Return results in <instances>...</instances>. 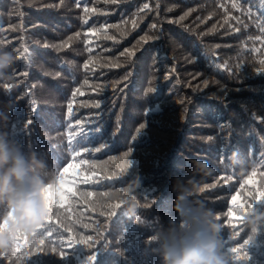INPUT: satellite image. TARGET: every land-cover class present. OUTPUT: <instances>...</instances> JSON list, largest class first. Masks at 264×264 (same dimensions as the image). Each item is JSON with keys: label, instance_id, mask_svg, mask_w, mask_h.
I'll use <instances>...</instances> for the list:
<instances>
[{"label": "trees", "instance_id": "16d2710c", "mask_svg": "<svg viewBox=\"0 0 264 264\" xmlns=\"http://www.w3.org/2000/svg\"><path fill=\"white\" fill-rule=\"evenodd\" d=\"M144 3L153 10L136 16ZM85 7L97 12L89 13L87 25L82 24ZM102 27L107 33L91 31ZM0 41L17 56L21 45L28 49L13 65L14 79L0 81V109L11 105L0 131L26 155L37 152L54 177L73 164L98 179V185L76 186L78 192L96 194L89 201L106 192L111 195L105 202L120 203L109 217L106 210L92 211L74 197L69 218L78 212L83 218L71 235L91 236L96 244L61 248L45 233L27 248L29 238L21 241L26 261L0 251L4 264H89L92 255V264H162L154 251L159 241L150 238L190 227L174 205L197 159L215 172L196 175L200 190L189 199L203 202L219 217L230 264H264V225L250 239L243 213L231 203L240 193L242 202L264 210V200H247L249 192L264 193V0H80L79 7L77 0H0ZM66 41L68 47H59ZM125 49L135 50V56H121ZM234 153L239 157L235 164ZM253 173L255 186L244 185ZM132 181L138 184L130 189ZM117 193L124 194L123 203ZM130 199L137 205L134 216L127 212ZM4 211L0 208V217ZM57 227L51 229V240H67ZM233 248L240 250L239 258Z\"/></svg>", "mask_w": 264, "mask_h": 264}, {"label": "clouds", "instance_id": "9594fccd", "mask_svg": "<svg viewBox=\"0 0 264 264\" xmlns=\"http://www.w3.org/2000/svg\"><path fill=\"white\" fill-rule=\"evenodd\" d=\"M17 60L13 50L0 47V81L14 79L12 69ZM10 111V104L0 109V122L9 120ZM232 160L234 164L238 163V154L234 153ZM193 165V177L186 185H179L174 205L190 227L169 229L151 237V240L159 241V247L154 251L161 256L162 264H230L229 255L223 251L221 232L224 226L216 213L203 202L189 199L200 190L196 175L208 177L215 169L206 160H194ZM56 182L46 161L37 152L26 155L17 141L10 139L6 131H0V208L5 210L0 221L7 219V224L0 227V251H11L18 235L29 238L25 248L37 243L34 234L38 233L50 212L46 190ZM137 184L138 181H132L129 188ZM126 204L128 214L134 216L136 201L130 199ZM239 211L243 213L245 223L251 229L250 239H253L259 226L264 225V210L249 207L247 211Z\"/></svg>", "mask_w": 264, "mask_h": 264}, {"label": "snow or ice", "instance_id": "6c2138e0", "mask_svg": "<svg viewBox=\"0 0 264 264\" xmlns=\"http://www.w3.org/2000/svg\"><path fill=\"white\" fill-rule=\"evenodd\" d=\"M103 2L105 4L108 3H112V4H117L119 3V0H103ZM80 4V0H77V7H79ZM233 8H237L236 4L232 5ZM159 9V5L157 4V12ZM153 9L150 7L149 3H144L142 5V7L138 10L137 13H135L136 16H139L140 13L142 12H150ZM171 10V9H169ZM84 12V18L82 20V24L87 25L88 24V15L89 13H91L92 15H96V9H89L87 7H85L83 9ZM106 14V13H103ZM185 15H188V13H186ZM210 18V17H209ZM181 20L184 19V17L180 18ZM238 20V18H236ZM124 23H128V21H124ZM169 23H172V21H169ZM132 25L133 28H135L137 26V22L135 19L132 20ZM111 27L114 28H119V25H111ZM152 29H155L157 27V25L153 24L150 26ZM15 30V29H13ZM21 30H23V25H21ZM93 33H99V32H104L107 33V27H102L101 29H92L91 30ZM84 35H89V33H85ZM76 36L79 37L80 33H76ZM72 39L71 37H69V40ZM105 39H109V40H114V37L111 36H107L105 35ZM142 42L144 44L148 43V40L146 38H142ZM86 43L91 44V41H86ZM138 43H141L138 41ZM4 44L2 41H0V47H3ZM45 47H47V45H45ZM59 47L64 48V47H68V43L67 41L64 42L63 44H61ZM22 50L19 51V55H18V59L20 57H24L27 53H28V49L26 46L21 45ZM93 49L91 47L88 48V51L91 52ZM135 50H130V49H125L123 52H121V56H135ZM262 63H264V61H262ZM119 65L116 64H112L111 67H118ZM89 64L85 63L84 68H88ZM207 83V82H206ZM8 91H10L11 86H5ZM150 91H154V89H150ZM80 92V89H76L75 93L73 94L74 96ZM94 107L99 108L100 104L96 103L94 105ZM68 108V115L71 116L72 112H73V108L71 104H68L67 106ZM28 123H32L31 120L28 121ZM75 127L77 128H83L82 124L80 122H77V124L75 125ZM83 132V130H81L78 133H75V135H80ZM74 133L70 132L68 134V140L71 142L72 138H73ZM95 151L99 152L100 149L97 148L95 149ZM80 153H75V156H79ZM130 155V151L126 152L124 154V157H128ZM83 164H87V161H81ZM129 166V164H128ZM78 166L77 165H73V164H69L67 167H64L62 171L59 172V174L56 176V180H57V186L55 189V195H56V199L53 200L51 198V189L53 186H49V189L46 190V196H48L50 198V203H49V207H50V212L49 215L45 221L44 224L41 225L40 229L38 230V233L34 234V235H40V236H44L45 233L48 234V239L50 243H59L61 248H64L65 245H67L69 248L72 247L75 244H85L87 245L89 248H91L94 244L97 243L96 240H94L91 236H87V237H76L71 235L72 230H73V225L79 224L81 219L83 218V213L82 212H78L76 213V218L75 219H70L69 218V212L71 211V208L74 206L73 204V198H77L78 200L84 202V204L90 208V210L95 211L96 209H104L107 212V215L109 217L115 216L116 215V210L120 207V203H111V202H105L104 197H108L111 194L109 193H100L99 197L95 200H91L89 201V197L95 196V193L92 192H78L76 186L79 183H83L85 185H98L100 182L98 179H94L92 176L85 174L83 171H76V168ZM72 170V171H70ZM124 173V169L121 168V175ZM67 176V178H66ZM255 177V173H253L252 176H249V178L247 180L244 181V185H253V187L256 184V180L254 179ZM116 177H104V179L106 180H115ZM225 182H227V180H230L231 177H227L224 178ZM244 185H242V189L244 187ZM211 187L215 188L216 185H212ZM117 196H119L121 203L124 202V194L123 193H117ZM247 200H251L252 203L254 201H259V200H264V193H258L256 195H253L251 192L247 193ZM231 203L233 206H235L238 209H246L247 207H252V204H246L245 202L241 201V195L240 193H237L236 195H233L231 197ZM63 209L64 211L61 212L60 210ZM232 209H229V215H232ZM8 215H11V212L9 211ZM100 215H105V211H101ZM54 217H59L58 219L53 220ZM137 222H141V218L139 216H136ZM217 219H219V217H217ZM237 219H241L240 217H237ZM7 224V219H4L2 221H0V227H3L4 225ZM54 224H58L59 227L56 228V231L58 233H62V234H67L68 238L67 240L65 239H60L59 241H52L51 240V236H52V231L51 229L54 227ZM84 227H88V225H84ZM27 239V236L24 235H18L13 242V248H12V254H14L16 256V260L18 261H26L29 257L27 256L26 253H24V249H23V245L21 244V241H24ZM40 245L44 244V240L41 239L38 242ZM248 243V241H244V244L246 245ZM55 251V250H53ZM232 251L234 253L237 254V258H239L240 256V250L237 248H233ZM61 256L65 255V251H60L58 253ZM95 260V255H92L89 257V264H92V262ZM0 264H4V260L0 259Z\"/></svg>", "mask_w": 264, "mask_h": 264}]
</instances>
